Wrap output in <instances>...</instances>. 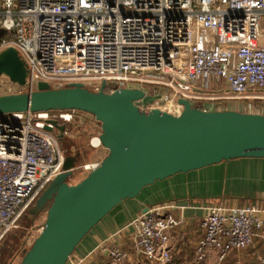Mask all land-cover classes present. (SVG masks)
I'll list each match as a JSON object with an SVG mask.
<instances>
[{
	"label": "built area",
	"instance_id": "1",
	"mask_svg": "<svg viewBox=\"0 0 264 264\" xmlns=\"http://www.w3.org/2000/svg\"><path fill=\"white\" fill-rule=\"evenodd\" d=\"M8 47L28 67L25 84L14 92L37 90L40 81L53 87L82 82L98 91L105 82L107 92L145 90L151 100L137 104L147 110L178 115L182 97L204 109L239 110L230 106L233 99H259L251 91L264 90V0H0V52ZM11 82L2 84L9 93ZM225 89L229 94H221ZM81 112L0 115V243L64 170L66 153L52 120L67 132L85 118ZM185 206L155 203L132 219V251L169 264L171 234L182 223L174 209ZM200 228L196 262L210 255L223 262L264 231V209L212 203ZM112 238L97 247L108 253L101 264H125L130 252ZM68 264L94 263L90 255L73 254Z\"/></svg>",
	"mask_w": 264,
	"mask_h": 264
},
{
	"label": "water",
	"instance_id": "2",
	"mask_svg": "<svg viewBox=\"0 0 264 264\" xmlns=\"http://www.w3.org/2000/svg\"><path fill=\"white\" fill-rule=\"evenodd\" d=\"M3 32V31H1ZM24 85L28 67L15 47L0 52V76ZM94 91L82 82L0 94V115L11 112L75 109L101 124L100 143L108 154L80 181L71 183L75 157H66L59 173L30 208L45 222L19 264H68L83 239L115 207L136 198L158 180L181 172L250 157L264 158V111L204 109L180 98L175 115L147 110L137 102L146 92L123 87ZM62 138L66 125L52 120Z\"/></svg>",
	"mask_w": 264,
	"mask_h": 264
},
{
	"label": "crops",
	"instance_id": "3",
	"mask_svg": "<svg viewBox=\"0 0 264 264\" xmlns=\"http://www.w3.org/2000/svg\"><path fill=\"white\" fill-rule=\"evenodd\" d=\"M166 201L186 205L174 209L182 223L171 234L172 264H195L196 245L202 235L200 221L210 204L224 201L237 206L256 204L264 209V158L231 159L156 181L138 197L126 199L115 207L83 239L74 254L90 255L94 264H101L108 253L97 247L113 237L112 240L130 252L125 264H145V258L132 251L135 230L129 223L149 206ZM263 255L264 231H259L248 248L232 252L228 259L259 264Z\"/></svg>",
	"mask_w": 264,
	"mask_h": 264
},
{
	"label": "rangeland",
	"instance_id": "4",
	"mask_svg": "<svg viewBox=\"0 0 264 264\" xmlns=\"http://www.w3.org/2000/svg\"><path fill=\"white\" fill-rule=\"evenodd\" d=\"M10 78L2 74L0 76V94L9 93V90L6 89L2 84L3 82H9ZM10 86L12 88L11 92L16 91L19 88V85L15 82H11ZM220 88L212 89V93H217ZM221 91H223L221 93ZM221 94H229L227 89L221 90ZM219 93V91H218ZM252 95H260L262 98H250L248 100L233 99V103L230 105L232 107H237L241 111L248 112H257L264 111V90L262 89H253L251 91ZM151 95H147L145 100L148 102L151 100ZM237 102V103H236ZM235 104V105H234ZM230 107V108H232ZM85 118L82 122L77 121L74 123L68 133V138L66 145L72 146L70 151L67 152L69 155H76V152H80V157L77 160L75 165L73 175L70 178L71 183L80 181L89 171H85L83 165L97 159L102 160L107 154L108 149L105 148L101 143L97 145L92 138L99 137L101 133V124L96 121V119L86 113L81 112ZM87 117V118H86ZM46 218V211H43L35 219L27 217L26 214L22 216L18 223V227L13 228L0 243V264H19L21 261L25 250L28 249L33 243L36 236L39 234V229L43 226ZM242 257V255H240ZM173 259V256H172ZM145 264H153L146 259L144 260ZM173 260L169 263L172 264ZM195 264H250V262L236 263L234 258H227L223 262H218L215 255H210L205 262ZM258 264V263H257ZM260 264V262H259Z\"/></svg>",
	"mask_w": 264,
	"mask_h": 264
},
{
	"label": "flooded vegetation",
	"instance_id": "5",
	"mask_svg": "<svg viewBox=\"0 0 264 264\" xmlns=\"http://www.w3.org/2000/svg\"><path fill=\"white\" fill-rule=\"evenodd\" d=\"M68 133H69V130L65 133V135L62 137V138H60L59 136H58V138H59V141H60V144H61V146L63 147V149H64V151H65V153H66V157H68V156H73V155H68L67 154V152L68 151H70L71 149V147L72 146H70V145H66V143H68V141H67V138L69 137L68 136ZM58 135H59V131H58ZM80 155V152L79 151H77L76 152V155H74V157H75V162L77 163V160H78V158L80 157L79 156ZM26 216L27 217H31V218H33V216L30 214V209L27 211V213H26ZM39 216V215H38Z\"/></svg>",
	"mask_w": 264,
	"mask_h": 264
},
{
	"label": "bare ground",
	"instance_id": "6",
	"mask_svg": "<svg viewBox=\"0 0 264 264\" xmlns=\"http://www.w3.org/2000/svg\"><path fill=\"white\" fill-rule=\"evenodd\" d=\"M94 142H95L96 144H98V142H99V138H95V139H94Z\"/></svg>",
	"mask_w": 264,
	"mask_h": 264
},
{
	"label": "trees",
	"instance_id": "7",
	"mask_svg": "<svg viewBox=\"0 0 264 264\" xmlns=\"http://www.w3.org/2000/svg\"><path fill=\"white\" fill-rule=\"evenodd\" d=\"M71 127V126H70ZM70 129V128H69Z\"/></svg>",
	"mask_w": 264,
	"mask_h": 264
}]
</instances>
